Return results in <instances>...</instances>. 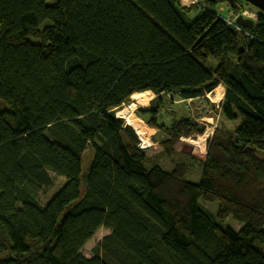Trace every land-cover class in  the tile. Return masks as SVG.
Returning a JSON list of instances; mask_svg holds the SVG:
<instances>
[{
  "label": "trees",
  "instance_id": "1",
  "mask_svg": "<svg viewBox=\"0 0 264 264\" xmlns=\"http://www.w3.org/2000/svg\"><path fill=\"white\" fill-rule=\"evenodd\" d=\"M224 3L245 9L0 0V264H264V14L249 9L253 28L237 30L217 16ZM218 86L234 125L215 129L201 162L172 151L202 134L195 118L149 110L167 139L147 158L107 116L135 93L188 101ZM51 174L64 183L42 205Z\"/></svg>",
  "mask_w": 264,
  "mask_h": 264
},
{
  "label": "rangeland",
  "instance_id": "2",
  "mask_svg": "<svg viewBox=\"0 0 264 264\" xmlns=\"http://www.w3.org/2000/svg\"><path fill=\"white\" fill-rule=\"evenodd\" d=\"M198 3V0L196 1V3L191 4L192 5H196ZM242 7H244L245 9H251L253 8L252 6H249L245 3H241ZM218 10H221L223 12H221V14L223 16L227 15H232L233 12H231V10L229 9L227 4H222L221 6L218 7ZM230 10V11H228ZM244 10V9H242ZM240 10V11H242ZM253 10V9H251ZM239 12V11H238ZM238 12H235L238 13ZM221 87V86H218ZM138 95H142L141 98H143L144 102L139 105L140 108L134 109L132 110V115L135 117V119H137V121H139L143 128L145 130H150L149 135H151V145L149 147H143L141 144V140H137L138 144H139V148L142 149L144 152H146L147 158L150 157H154L155 155H159L162 153V148H161V143L163 141H165L167 138L166 136H164V134L162 132H160L159 130L152 128L149 126L148 122L150 119V115L147 113L149 110H156L158 108V106H161L163 104V108H162V114L161 116L158 115L157 117V121L161 122V123H166V122H170V120H172L173 117L175 118H187V117H192L193 119L195 118V122L199 125H201L203 127V132L200 135H194L188 138H180L172 147V151L174 153H181V154H187L188 156H190L191 158H193L195 161H199L201 162L202 160H204V158L206 157V153H207V149H208V145L209 142L213 136V133L215 131V129L218 126L221 127H225L227 129H232L234 124H230L224 121V119L222 118L220 111L216 116V120L214 123L211 122L210 119H207V114L209 112H212V107H211V103L213 102L211 100V98L213 97V94L210 93L206 96L205 99H197V100H188V101H182L180 99H178L177 97H174L172 99L166 98V99H162V96L156 95L150 91L147 92H142V93H135ZM134 95V94H133ZM223 98L221 100V104H222ZM131 103H134L132 96L125 102L123 103L124 109H127L129 107V105ZM206 109L205 113H202V109ZM221 108V106H220ZM121 120L124 125L125 122L122 119ZM209 132V134H207L206 132ZM207 135L206 136V140L204 141V151L205 154L204 156H197L196 154H193L191 151H187V150H180L181 147V143L183 142V144H186V141L188 140H192V141H196L198 138ZM133 138V137H132ZM180 143V144H179ZM178 144V145H177ZM176 145L179 147H176ZM186 148V146H184ZM163 156V155H162ZM90 154L89 152L84 153L83 156V169L85 170L87 165H88V160H89ZM166 158V157H164ZM170 158L167 157L166 159L163 160V162L161 161V167L163 170H169L170 166L167 164L170 163ZM172 164V163H171ZM200 175V173H199ZM198 176H195V174L193 173V176H188L187 180H192L191 182H195L197 183L199 181ZM51 179H52V185L46 188H42L39 190L38 192V198H39V202L43 205L45 204L54 194L55 192L62 186V184L64 183V179L62 177L56 176L54 174H51ZM204 207L207 208L210 212H212V214H215L218 208V205L216 202L214 203H206L204 204ZM226 227H229L235 231H238L241 228V224L232 220L231 218H228L224 223H223ZM109 230H106L104 228L99 229L94 235L93 237L87 242V244L83 247L82 253L86 258H91L93 256V252L92 249L93 247L100 242L105 236H107L109 234Z\"/></svg>",
  "mask_w": 264,
  "mask_h": 264
},
{
  "label": "bare ground",
  "instance_id": "3",
  "mask_svg": "<svg viewBox=\"0 0 264 264\" xmlns=\"http://www.w3.org/2000/svg\"><path fill=\"white\" fill-rule=\"evenodd\" d=\"M213 97L211 100L215 103H217V106L220 107V102L223 98L224 90L222 87H217L213 92ZM142 95L134 94L132 95V99L134 103H131L127 109L122 110L118 113L117 117L122 119L125 123L130 124L133 126L136 135L141 140V145L143 147H149L151 145V135H149L150 130H145L142 126V124L135 119V117L132 115V110L140 108L139 105H141L144 100L141 98ZM210 130L206 132L209 134ZM206 136L204 135L200 138H198L196 141L188 140L186 141V144L184 145L183 142L180 144V150H187L188 152L191 151L193 154H196L197 156H204L205 149H204V141L206 140ZM178 145V144H177ZM176 145V147H178ZM186 146V148L184 147ZM179 148V147H178ZM181 150V151H182Z\"/></svg>",
  "mask_w": 264,
  "mask_h": 264
},
{
  "label": "water",
  "instance_id": "4",
  "mask_svg": "<svg viewBox=\"0 0 264 264\" xmlns=\"http://www.w3.org/2000/svg\"><path fill=\"white\" fill-rule=\"evenodd\" d=\"M243 2H245L246 4L252 6L253 8H255L256 10H258L259 12H261L262 14H264V0H241ZM228 3L230 6H234V0H228ZM235 23L237 24V26L244 28V29H252L254 26V21L252 20H245L243 18H241L240 16H238L235 20ZM221 106V104H220ZM211 107H212V112H209L207 114V119H210L212 123L215 122L216 120V116L220 111V107L217 106V103L212 102L211 103ZM122 110H124V106L121 105L111 111L108 112L107 116L111 119V120H119L120 118L117 117L118 113L121 112ZM206 109H202V113H205ZM124 130L126 133H128L131 137H133L135 140H139L138 136L136 135V132L133 128V126H131L130 124L125 123L124 125Z\"/></svg>",
  "mask_w": 264,
  "mask_h": 264
},
{
  "label": "built area",
  "instance_id": "5",
  "mask_svg": "<svg viewBox=\"0 0 264 264\" xmlns=\"http://www.w3.org/2000/svg\"><path fill=\"white\" fill-rule=\"evenodd\" d=\"M197 0H179V5L182 6V7H188V6H191V4H194L196 3ZM221 10H218V14L217 16L222 19L224 22H226V24L228 26H232L234 28H236L237 30H240V27H238L235 23V20L238 16H240L241 18L245 19V20H252L254 21L255 20V17H256V14L254 11H251V10H248V9H244L242 11H239L238 13L236 14H232V15H227L226 16H223L221 14Z\"/></svg>",
  "mask_w": 264,
  "mask_h": 264
}]
</instances>
